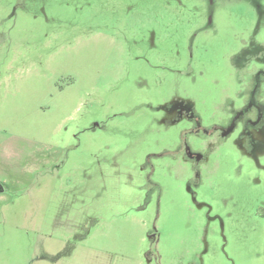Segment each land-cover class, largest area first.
I'll list each match as a JSON object with an SVG mask.
<instances>
[{
  "label": "rangeland",
  "instance_id": "1",
  "mask_svg": "<svg viewBox=\"0 0 264 264\" xmlns=\"http://www.w3.org/2000/svg\"><path fill=\"white\" fill-rule=\"evenodd\" d=\"M255 100L264 0H0V264H264Z\"/></svg>",
  "mask_w": 264,
  "mask_h": 264
},
{
  "label": "flooded vegetation",
  "instance_id": "2",
  "mask_svg": "<svg viewBox=\"0 0 264 264\" xmlns=\"http://www.w3.org/2000/svg\"><path fill=\"white\" fill-rule=\"evenodd\" d=\"M254 90H255V88H254ZM254 104H253V106H255L256 113L259 114L260 117H264V105H262L257 100H255V103Z\"/></svg>",
  "mask_w": 264,
  "mask_h": 264
}]
</instances>
